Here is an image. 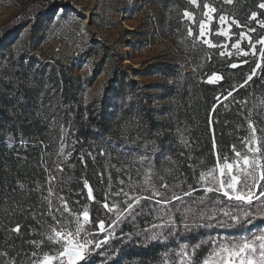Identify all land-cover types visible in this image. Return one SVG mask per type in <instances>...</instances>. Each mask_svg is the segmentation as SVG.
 <instances>
[{
    "label": "trees",
    "instance_id": "obj_1",
    "mask_svg": "<svg viewBox=\"0 0 264 264\" xmlns=\"http://www.w3.org/2000/svg\"><path fill=\"white\" fill-rule=\"evenodd\" d=\"M152 1L163 17L171 20L168 21L171 32L176 31L174 17L191 11L189 0ZM247 1L233 0L231 7L238 13H249ZM58 7L66 10L68 4L52 0L23 11L0 30V47L34 18L47 16ZM170 37L175 38L174 34ZM109 54V49L100 43H93L85 54L91 59L100 58L94 63L95 76L103 73L108 63L116 65L102 96L85 108L74 94L70 73L52 66L50 76L55 94L51 106L57 127L51 134L46 122L29 120L24 112L12 123L6 119L0 122V264H32L33 252L38 256L55 253L59 245L47 239L52 228L57 227L53 215L61 221L73 218L64 211L61 197L72 213L80 203L88 206L91 217L88 228L94 232L98 231L99 220L108 225L115 219L114 213L103 207L106 196L110 203V183L114 185L117 181L120 185L121 181H128L124 185L130 189L138 170L148 173L151 170L160 191L169 196L173 187L182 188L183 193L189 185L199 188L196 183L200 173L213 167L216 161L213 140L216 150L231 156V146H240L241 138L248 135L252 100L264 98V64L259 76L244 87L239 85L251 69L241 63L243 60L235 62L241 64L237 68H231V63L211 62L209 68L224 71V79L218 84L200 82L192 72L174 77L167 69L175 68L163 66V75L172 77L174 84L165 88L169 104L161 114L162 121L150 96L136 80L139 72L133 70L134 74L129 75L122 70V58L116 56L112 60ZM230 91L232 96H228ZM61 147L63 154L58 157L53 150ZM42 149L50 151L48 158L42 155ZM116 158L117 165L108 162ZM85 181L94 200L88 198ZM162 183L169 188H160ZM146 195H151V191ZM17 226L19 232L14 231ZM238 229V225H232L224 231ZM205 237V232L198 229L186 232L183 241L191 247ZM33 242L40 243V247ZM123 242H114L109 250L111 259L96 255L89 264H177L174 253L178 242L173 237L164 242L134 237ZM207 252L208 248L201 246L193 260H201Z\"/></svg>",
    "mask_w": 264,
    "mask_h": 264
},
{
    "label": "rangeland",
    "instance_id": "obj_2",
    "mask_svg": "<svg viewBox=\"0 0 264 264\" xmlns=\"http://www.w3.org/2000/svg\"><path fill=\"white\" fill-rule=\"evenodd\" d=\"M51 1L0 0V30L22 15L26 9L33 8L36 4H48ZM63 2L68 4L66 10L58 7L47 16L34 18L27 27L13 34L0 47V122L6 119L12 123L14 118L24 112L25 118L29 120L40 119L46 122L49 129L48 134L55 130L57 127L55 110L51 106V98L55 94V89L50 76L54 65L70 73L74 94L83 108L101 97L116 65L108 63L106 70L95 76L94 63L99 62L100 58L91 59L85 55L93 43H100L109 49V56L112 60L116 56L121 57L124 72L129 75L134 74L133 70L139 72L136 73V80L144 92L150 96L155 110L160 115L159 119L162 121L164 117L161 114L169 104L165 88L172 86L174 81L172 77L163 75L161 67L175 68L167 69V72L178 78L192 72L191 74H195L200 82L207 84H218L224 79V71L215 72L214 67L209 68L211 62H215L216 65H226L248 60L246 64L250 66L249 69L252 70L255 67L257 58L251 55L248 57L235 55V49L230 46L236 39L235 36L228 41L225 37L214 34L219 27L218 20L212 24L213 34H209L206 38L211 39L214 44L228 43L229 47L226 52L231 51L232 56L227 54L221 56L220 52L224 50L221 47H209L200 40L194 43L195 36L198 34V24L193 26L194 36L189 37L188 27L192 25L191 21L184 17V12L174 17V23L177 22L176 31L168 30L170 28L168 21L171 20L163 17L158 5L152 0H63ZM203 2L205 0H200L199 9L195 5H190L191 11L189 12L195 13L197 20L201 18ZM206 2L212 3L218 9L223 8L230 18H235L241 25H246L244 31H247L248 27L255 28L256 32L250 33L253 40L264 36V28L257 23V20L264 19V9L258 7L259 3L264 0H248V7L251 11L245 14L238 13L231 7L233 3L231 5L222 4L221 0H206ZM252 12L258 13L257 20L249 19ZM231 31L238 35L241 29L233 26ZM170 34H174L175 38H171ZM246 44L247 41L241 44L245 50H247ZM259 47L257 45V49ZM261 63L263 66L264 62ZM260 71L261 69L257 70L258 75L253 78L258 77ZM213 75L220 76L221 79L213 83L208 82ZM248 120H251L257 127V135L264 137V132L260 131L264 129V98L252 100ZM248 131L247 122V133ZM53 151H56L58 157L63 154L62 147ZM49 153V150L42 149V155L45 158H48ZM108 162L117 165L118 158ZM146 174L148 172L138 170L134 180L131 181V186H135L138 195L147 196L148 191L144 189H150L151 185H155L156 189L160 190L152 177L148 185L144 183ZM125 183L128 181H123V184L120 182V185L116 181L115 186L113 182L110 183V205L115 202L120 207L124 206L122 203L126 199L124 195L114 194L121 188L125 192H130L128 185H124ZM196 184L199 187L198 183ZM171 191L173 193L170 196L167 195L168 197L173 194L183 196L182 188L173 187ZM260 191L259 187L255 190L257 196L260 195ZM203 195L202 190H197L192 197L184 196L182 200H174L171 204L164 206L163 210L154 201L141 200L134 214L126 216L119 222L114 236L99 249L90 252L88 261L96 255L106 260L111 259L109 250L113 248L114 242L123 240L124 244L133 240V237L144 241L164 242L173 237L178 242V248L174 254L179 264L180 258L177 253L181 245L187 244L183 241L186 232L202 229L206 235L203 241H207L209 238H233L264 229V197L254 200L252 205H238L219 193H209V198L199 203L196 198ZM85 207L88 208L87 205L80 203L74 211L78 214ZM186 209H191V211H186ZM149 211L152 212L150 215ZM224 211H232L237 215H241L242 211H248L251 215L246 218L241 215V223L238 224L240 229L228 232L224 229L236 224L223 215ZM112 213L115 217V212ZM170 218L174 220L175 227L164 228L163 238L159 240L146 238L149 235L147 229H150L153 224L166 222ZM221 221L225 222L224 226H221ZM185 223L191 226L190 229H185ZM89 226L86 225V228ZM105 227L107 228L108 225ZM153 231L159 230L153 229ZM93 233H98L96 238L99 240H103L106 235V233H99V230ZM201 246L209 249L207 244Z\"/></svg>",
    "mask_w": 264,
    "mask_h": 264
},
{
    "label": "snow or ice",
    "instance_id": "obj_3",
    "mask_svg": "<svg viewBox=\"0 0 264 264\" xmlns=\"http://www.w3.org/2000/svg\"><path fill=\"white\" fill-rule=\"evenodd\" d=\"M189 2L195 5L197 9L200 8V0H189ZM221 3L231 5L233 0H221ZM258 7L264 9V2L259 3ZM202 8L203 10L200 13L201 18L199 20H197L195 13L187 10L184 11V17L191 21L192 25L188 27V36H194L193 26L198 24V34L195 36L194 43L196 40H200L209 47H221L224 49L220 52L221 56L225 54L232 56L233 53L231 51L226 52L229 47L228 43L222 45L219 43L214 44L211 39L206 38L209 34H213L212 24L218 20L219 27L214 34L223 36L228 41H231L232 37L235 36L236 39L230 46L232 49H235L236 56L248 57L251 55L257 58L255 67L247 75L243 84L239 85V87L246 86L252 81L254 76L258 75L257 70L262 68L261 62H264V36L253 40L250 33L256 32L255 28L248 27L247 31H244L243 29L247 27L246 25H241L237 19L230 18L225 14L223 8L218 9L212 3L206 2V0L203 2ZM257 15V12H252L249 19L257 20ZM257 23L261 28H264V19L257 20ZM233 26L241 29L238 35L231 31ZM244 41H247V50L241 47ZM257 45L260 46L259 49H257ZM248 62V60H243L241 63L246 64ZM230 66L237 68L240 64L231 63ZM220 79V76L213 75L209 78L208 82L213 83ZM232 95L233 93L230 91L228 96ZM217 99L219 100V97ZM248 129V135L241 138L240 146L235 144L231 146V156L216 150L215 140H213L216 161L213 167L200 173L197 181L199 189L189 185L188 191H185L183 196L173 194L171 197H168L166 192H162L156 189L155 185H151L150 189H144L145 191L150 190L151 195L143 196L136 194L135 186L130 185V192H125L121 188L119 192L114 194L116 196L121 195V193L124 195L126 199L122 202L123 207H120L115 202L110 205L106 196L103 207L109 213L115 212V219L108 224L107 228L105 227L104 220H99L97 225L99 233H106L103 240L96 238L98 233L94 234L86 228V225L91 224L88 208L85 207L78 214L72 213L67 206V202L63 201V197H61L64 211L68 212L73 218L69 220L65 217L61 221L56 220L55 215H53L57 227L52 228L51 234L48 235L47 239L49 242L59 245V248L55 250L54 254L45 252L42 256H38L36 252H33L31 255L36 258L32 260V264H81V262L83 264H89L88 256L90 252L99 249L114 236L119 222L126 216L133 215L135 208L140 204L141 200L154 201L163 210L164 206L171 204L174 200H182L184 196L192 197L194 192L202 190L204 195L196 198L199 203H203L208 199L209 193H219L224 198H227L229 201H234L238 205H252L254 200H259L260 197H264V183H262L264 182V137L257 135V127L251 120L248 121ZM260 131L264 132V129H260ZM150 181L151 170L146 174L144 183L148 185ZM121 183L123 184V181ZM85 187L88 188V198L94 200L92 189L88 186L87 181H85ZM258 187L261 189L259 196L255 192ZM160 188L167 190L169 185L162 183ZM49 194H52L51 189H49ZM45 199L48 198L46 197ZM49 204L51 206L50 200ZM186 211H191V209H186ZM63 215L61 213L62 217ZM223 215L238 225L241 223V215L246 218L251 213L242 211L241 215H237L232 211H224ZM220 223L221 226H224L225 222L221 221ZM166 227L174 228V220L170 218L166 222L153 224L150 229L146 230L149 233L146 238L150 240L163 238L162 230ZM184 227L188 230L191 226L185 223ZM153 229H158L159 231H153ZM14 231L19 232V226ZM89 237L92 238L90 239ZM33 243H36L38 248L40 247V243ZM201 244L209 245L208 252L201 260L194 261L193 257L196 255ZM3 255H6V253H3ZM177 255L180 258L179 264H264V229H258L256 232H250L233 238H209V240L201 241L200 244L191 247L188 244H183Z\"/></svg>",
    "mask_w": 264,
    "mask_h": 264
},
{
    "label": "water",
    "instance_id": "obj_4",
    "mask_svg": "<svg viewBox=\"0 0 264 264\" xmlns=\"http://www.w3.org/2000/svg\"><path fill=\"white\" fill-rule=\"evenodd\" d=\"M83 262H81V264H82Z\"/></svg>",
    "mask_w": 264,
    "mask_h": 264
}]
</instances>
